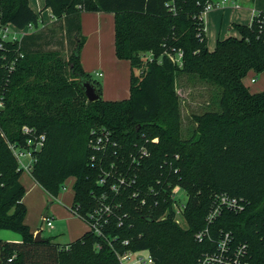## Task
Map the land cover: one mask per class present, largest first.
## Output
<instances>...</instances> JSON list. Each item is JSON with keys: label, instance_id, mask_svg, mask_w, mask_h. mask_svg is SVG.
<instances>
[{"label": "trees", "instance_id": "1", "mask_svg": "<svg viewBox=\"0 0 264 264\" xmlns=\"http://www.w3.org/2000/svg\"><path fill=\"white\" fill-rule=\"evenodd\" d=\"M207 1L44 0L55 23L19 41L0 43V231L20 236V241L0 239V264H119L114 250H148L152 264H198L200 255L213 248L207 240L196 241L195 234L206 225L216 193L249 204L239 214L223 212L210 227L212 236L230 232L237 243L248 245L251 264H264V90L250 93L242 83L249 72H264V12L253 15L248 25L232 24L238 36L217 40L210 51L200 16ZM83 11L113 14L115 56L130 66L125 100H102L100 83L82 69ZM69 16L77 20L73 29L66 23ZM6 24L37 29L39 14L28 0H0V25ZM64 38L67 59L60 55ZM178 51L180 64L166 55ZM184 76L217 91L214 108L191 116L189 137L182 136L177 95ZM81 81L93 84L97 101L87 102ZM24 126L45 135L30 171L45 193L55 198L72 177L70 210L76 208L73 213L80 218L103 191L112 195L97 183L102 171L111 181L122 176L135 181L122 197L115 196L123 203L117 214L127 212L129 220L118 226L115 216L103 236L87 230L65 245L51 238L35 240L24 223L25 189L10 149L25 145ZM99 129L118 146L95 150L91 131ZM140 147L148 157H138ZM165 177L188 196L186 228L171 215L161 218L170 203L154 206L149 197L141 207L138 198H126L135 190L145 193Z\"/></svg>", "mask_w": 264, "mask_h": 264}, {"label": "built area", "instance_id": "2", "mask_svg": "<svg viewBox=\"0 0 264 264\" xmlns=\"http://www.w3.org/2000/svg\"><path fill=\"white\" fill-rule=\"evenodd\" d=\"M241 1L242 0H208L202 8L200 16L203 19L206 12L214 8L224 7L225 5H230L232 8L237 9L240 7ZM259 13L260 12H255L254 15H258ZM32 28V24H28L23 29H17L9 24L0 25V43L5 41H19L20 38L28 33L29 30H32ZM166 55L173 62L180 64V58L182 56L180 51L175 55L171 53H166ZM96 76L100 77L101 74L96 73ZM254 81V78L250 79L251 83ZM0 106H2L1 103ZM21 133L25 136V145L20 146L18 144H11L10 149L17 161L18 169L30 176V171L35 161V154L42 148L45 135L36 134L34 129L26 126L21 128ZM91 134L93 135L92 146L95 150L106 152L108 147L115 148L118 146L110 139V133L104 129H99L98 131L93 130ZM148 155L147 149L145 147H140L138 157L144 158L148 157ZM91 159L94 160V157L92 156ZM132 162L139 163L135 156H132ZM111 166L113 167V164H111ZM174 172H176V170ZM99 176L100 178L97 183L100 186H106L107 190L112 193V195L110 196L106 191H103L97 196L94 208H92L86 216L80 217L79 219L87 225L88 231L101 237L111 218L117 216L118 226L123 225L125 221L129 220L127 212H123L121 215L117 214V211L122 208L123 203L116 200L115 196L122 197V192L126 190L125 188L132 186L135 181H126V178L122 176L118 177V181H111L108 178L109 173L103 171ZM64 188L65 185L63 184L61 190ZM182 194L185 195V200L181 199ZM109 196L113 197L109 198ZM131 197L138 198L139 206L141 207L148 205L149 197H153L154 206L159 204V201L163 204L170 203V205L166 206L161 218L171 215L174 221H176L177 217L184 219L183 213L186 209L188 196L179 185L172 186L170 180L166 177L162 183L160 180H156L154 185L148 186L145 193H142L140 190H135L128 194L126 198ZM248 204L246 199L234 197L227 193H216L213 196L212 203L205 217L206 225L195 234L196 241L202 242L207 240L212 243L213 248L211 251H206L200 255L198 264H251L249 248L246 243H237L230 232L223 230H218L216 235L212 236L210 228L223 212L226 211L239 214L246 209ZM149 206L151 207V204ZM72 212H77V209L75 208ZM44 226L45 229L49 231L52 228V220L46 217ZM123 244L126 245L127 241H123ZM97 247L98 245H96V248ZM114 252L119 264H152L153 262L152 256L148 250H129L122 253L114 250Z\"/></svg>", "mask_w": 264, "mask_h": 264}, {"label": "crops", "instance_id": "3", "mask_svg": "<svg viewBox=\"0 0 264 264\" xmlns=\"http://www.w3.org/2000/svg\"><path fill=\"white\" fill-rule=\"evenodd\" d=\"M28 2L31 9L37 14H39V26L37 27V29L33 28L32 30H29L28 34L33 33L36 30L39 31L41 29H45L49 27L51 24L55 23L54 19L51 16L50 10L44 9V0H28ZM230 9L231 11L232 10L242 11L246 9L250 13V19L243 21H238L237 19L234 18V15L233 16L231 15V13L228 14L229 22L231 25L234 23L248 25L255 12H264V0H253V1L242 0L240 2V7L237 9L232 8L230 5H225L224 7H221L213 11H218L219 12L218 16H220V18H223L225 12H227ZM66 21L68 26L72 29L77 24L76 22L77 20L73 16L67 17ZM79 25H80L79 35L85 39L80 49L79 60L82 69L90 76L96 75V73L101 74L99 79L100 80L99 83L101 85V99L104 101H122L127 99L129 97L130 66L128 61L119 60L115 56L113 14L105 13V12L83 11L80 13L79 16ZM235 33L236 35H231V36L237 37L238 33L237 32ZM55 36L59 37L61 36V33L58 32L55 34ZM228 36L229 35H227L226 37ZM217 40H221V39L218 37L216 41ZM66 48H67V44L65 39V49ZM249 73H253V72H249ZM260 76L263 77L264 79V72L260 73ZM243 79H242V83H243ZM243 85L249 90V87L247 85H245L244 83ZM249 92L258 93L261 92V90L257 92L249 90ZM19 181L25 189V194L22 198V202L26 207L24 223L29 227L33 235L36 237L38 236L40 239V236L42 235H39V233L41 234V231L39 230L41 229L37 227L33 229V227L30 226L28 223L29 221L27 214H28L29 206L25 200L28 191L35 188V185L37 184L33 181V179L29 176V174L27 173L23 174V172H21ZM67 188L68 187L65 184V188L63 189V191H66ZM67 198L68 197L63 196V206L65 209L63 208L60 209L58 206H56V204H52L50 209L48 210L51 213L45 214L46 217L52 220V228L49 231H47L49 232L48 237L49 238L53 237V240H55L58 244L61 245H65L75 241L88 230L87 225L81 219H79L75 214H73V212L69 209L72 203V199L68 201ZM43 226L44 223L42 224V227ZM43 228L45 229V226ZM55 228H57L56 232L55 234L52 235V232L53 230H55ZM57 239L59 241H57ZM6 240L20 241V236L18 238H9Z\"/></svg>", "mask_w": 264, "mask_h": 264}, {"label": "rangeland", "instance_id": "4", "mask_svg": "<svg viewBox=\"0 0 264 264\" xmlns=\"http://www.w3.org/2000/svg\"><path fill=\"white\" fill-rule=\"evenodd\" d=\"M219 8L211 9L212 11H208L203 16L204 27L206 31V46L213 50L215 48L216 39L219 37L220 39L226 37L227 35H236V31L231 29L228 14L234 15V18L238 21L248 20L250 19V13L248 10H228L225 12L223 18L218 16ZM229 27V28H228ZM228 36V37H229ZM62 58L67 59L69 52H66L65 46L64 49L60 52ZM183 83L182 85L177 86V95L180 99V109H181V117H182V136L189 137L192 128L194 127V123L191 119V116L194 114L202 113L205 110L210 108H214L217 99V91L214 87L209 84L199 82L197 80L193 81L187 79V76L182 77ZM254 78L255 82L251 83L250 79ZM91 79L93 81L100 82V77L96 75H92ZM243 83L249 87L250 91H262L264 90V79L260 76V74H247ZM220 92V90L218 89ZM23 174H25L23 172ZM74 183V179L72 177L68 178L64 185H67V190H61L58 195L53 198L45 193L39 186L35 185V188L28 191L26 194V202L28 203V223L30 226L35 229L36 227L41 229L40 237L49 238V232L47 229H42V220L45 214L51 213L48 210L50 209L52 204H56L60 209H65L63 206V196L68 197L67 200L70 201L72 199V185ZM181 199L185 200L186 197L184 194L181 195ZM76 218V217H75ZM180 227L186 228V223L183 218L177 217L175 221ZM56 223V222H54ZM64 223V222H63ZM56 229L53 230L52 235L55 234ZM19 235L15 232L9 230H1L0 231V239L6 240L9 238H18ZM52 242L57 243L51 237ZM57 241H59L57 239Z\"/></svg>", "mask_w": 264, "mask_h": 264}, {"label": "water", "instance_id": "5", "mask_svg": "<svg viewBox=\"0 0 264 264\" xmlns=\"http://www.w3.org/2000/svg\"><path fill=\"white\" fill-rule=\"evenodd\" d=\"M81 88L83 90V93H84V96H85L87 102H95L99 99L100 96L96 92V89L91 82L81 81ZM45 217L46 216L44 215L43 218H45ZM34 237H35V240H39L38 236L37 237L34 236Z\"/></svg>", "mask_w": 264, "mask_h": 264}]
</instances>
